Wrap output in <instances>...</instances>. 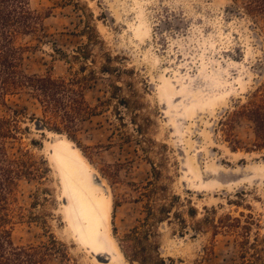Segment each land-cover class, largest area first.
Segmentation results:
<instances>
[{
    "label": "rangeland",
    "instance_id": "rangeland-1",
    "mask_svg": "<svg viewBox=\"0 0 264 264\" xmlns=\"http://www.w3.org/2000/svg\"><path fill=\"white\" fill-rule=\"evenodd\" d=\"M243 3L29 0L41 25L15 39L24 72L73 79L97 111L78 122L71 140L38 129L41 108L28 93L0 103V116L16 111L23 129L9 152L28 149L49 168L45 178L19 182L14 245L54 236L66 257L51 253L47 264H129L120 245L148 223L160 255L174 264H264V148L253 145L252 123L233 114L252 93L264 98V24L246 15ZM92 30L101 42L88 40ZM78 46L87 47V58L72 56ZM57 137L79 158L50 142ZM72 157L107 189L108 215L93 242L114 253L109 263L92 256L68 221L64 168L71 165L87 184ZM74 195L70 212L81 216Z\"/></svg>",
    "mask_w": 264,
    "mask_h": 264
},
{
    "label": "trees",
    "instance_id": "trees-1",
    "mask_svg": "<svg viewBox=\"0 0 264 264\" xmlns=\"http://www.w3.org/2000/svg\"><path fill=\"white\" fill-rule=\"evenodd\" d=\"M242 9L250 18L264 24V0H244ZM40 21L41 15L30 8L29 0H0V103L5 104L8 96L26 92L40 105L42 118L37 119L39 123L75 140L78 122L95 115L97 107L86 102L81 87L73 79L27 74L21 66L22 46L17 45L15 39L37 32ZM88 40L101 42L94 30ZM86 54H89L87 47L78 46L72 56L87 58ZM103 68L109 70L107 66ZM13 112V116H0V264H47L51 253L66 257L63 244L54 236L47 243L27 246H16L11 239V204L19 182L45 178L49 172L45 160L35 159L28 149L9 152L8 143L19 142L23 130L16 111ZM233 114H240L252 123L253 145L263 149L264 98L252 93ZM153 235L148 223L143 232L134 226L125 235V243L120 248L129 264H174L173 259L166 261L160 255L159 245L150 239Z\"/></svg>",
    "mask_w": 264,
    "mask_h": 264
},
{
    "label": "bare ground",
    "instance_id": "bare-ground-1",
    "mask_svg": "<svg viewBox=\"0 0 264 264\" xmlns=\"http://www.w3.org/2000/svg\"><path fill=\"white\" fill-rule=\"evenodd\" d=\"M57 141L56 143H60V148H63V146H68L69 149L73 152L74 156L76 158L78 157L77 149L74 145L67 142L65 139H62L60 137L52 138L51 143L54 141ZM54 145V144H53ZM57 149H50V154H57ZM61 154V153H60ZM55 157V156H54ZM73 158L72 163L76 165V168L79 170V172L83 175H85V179L87 181V184L90 188L93 190L89 191V188L86 186V183L81 184L76 176H74V170L72 169V166L69 165L68 167L64 168V178L63 183L65 187V194L63 195V203L65 204V208L67 210V217L69 223L72 225L73 229L76 232V236L79 237L83 242L87 241L91 245L92 249H90V252L92 256L101 263H109L112 259L113 252H104L101 250H96L97 246L95 242H99L101 239L102 232L100 230V225L98 226V221L101 220V218L104 219L103 216L107 217V210L109 207V201H104L103 198L107 197V189L105 188V185L102 182H99V178L97 176V173L91 169H88L86 165L83 166V164L78 163L76 159ZM61 159L59 156L55 157L56 161H59ZM80 174V175H81ZM85 181V182H86ZM103 193V194H102ZM71 194H75L76 200L83 205L84 211L83 214L80 216L79 214L73 215L70 212V208L74 207L73 198H71ZM104 195V196H102ZM79 226L86 228V231L84 234L82 232H79L78 228ZM92 238V239H91ZM101 253L105 254L106 257H102Z\"/></svg>",
    "mask_w": 264,
    "mask_h": 264
},
{
    "label": "water",
    "instance_id": "water-1",
    "mask_svg": "<svg viewBox=\"0 0 264 264\" xmlns=\"http://www.w3.org/2000/svg\"><path fill=\"white\" fill-rule=\"evenodd\" d=\"M35 124L38 127V129H41V130L45 129V127L41 123H39L38 121Z\"/></svg>",
    "mask_w": 264,
    "mask_h": 264
}]
</instances>
